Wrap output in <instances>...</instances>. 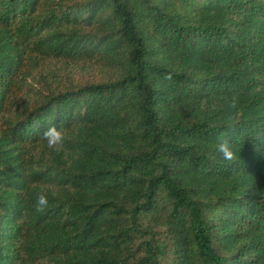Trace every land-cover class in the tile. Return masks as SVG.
<instances>
[{"label":"trees","instance_id":"obj_1","mask_svg":"<svg viewBox=\"0 0 264 264\" xmlns=\"http://www.w3.org/2000/svg\"><path fill=\"white\" fill-rule=\"evenodd\" d=\"M0 264H264V0H0Z\"/></svg>","mask_w":264,"mask_h":264},{"label":"rangeland","instance_id":"obj_2","mask_svg":"<svg viewBox=\"0 0 264 264\" xmlns=\"http://www.w3.org/2000/svg\"><path fill=\"white\" fill-rule=\"evenodd\" d=\"M98 72L99 67L95 64L81 63L79 66L75 67L62 62L51 61L50 63H47L45 68H40L38 70L35 79H29L28 87L29 89L31 88L41 91L45 88L43 86L44 84L48 87H59L69 84V80H72V83L74 84H83L91 82L94 79L97 80L100 77ZM53 75H56V77ZM40 76H43L46 82L41 80Z\"/></svg>","mask_w":264,"mask_h":264},{"label":"clouds","instance_id":"obj_3","mask_svg":"<svg viewBox=\"0 0 264 264\" xmlns=\"http://www.w3.org/2000/svg\"><path fill=\"white\" fill-rule=\"evenodd\" d=\"M41 140L46 143L49 149L60 151L65 142V130L54 123H49L40 134ZM215 150L225 161H231L235 158L234 146L223 135L217 140ZM55 195V193H53ZM49 206V199L46 194L38 195L33 205L37 213H42Z\"/></svg>","mask_w":264,"mask_h":264}]
</instances>
